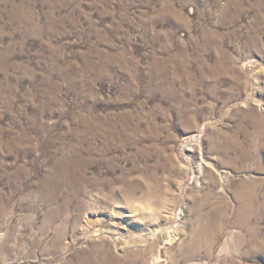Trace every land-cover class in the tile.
Wrapping results in <instances>:
<instances>
[{"label": "rangeland", "instance_id": "1", "mask_svg": "<svg viewBox=\"0 0 264 264\" xmlns=\"http://www.w3.org/2000/svg\"><path fill=\"white\" fill-rule=\"evenodd\" d=\"M0 264H264V0H0Z\"/></svg>", "mask_w": 264, "mask_h": 264}, {"label": "bare ground", "instance_id": "2", "mask_svg": "<svg viewBox=\"0 0 264 264\" xmlns=\"http://www.w3.org/2000/svg\"><path fill=\"white\" fill-rule=\"evenodd\" d=\"M203 231H206V228H204Z\"/></svg>", "mask_w": 264, "mask_h": 264}]
</instances>
